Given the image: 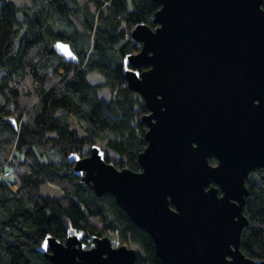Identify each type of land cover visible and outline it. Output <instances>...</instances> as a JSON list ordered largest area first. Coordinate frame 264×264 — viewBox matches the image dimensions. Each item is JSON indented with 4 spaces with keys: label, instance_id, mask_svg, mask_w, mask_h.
Listing matches in <instances>:
<instances>
[{
    "label": "water",
    "instance_id": "1",
    "mask_svg": "<svg viewBox=\"0 0 264 264\" xmlns=\"http://www.w3.org/2000/svg\"><path fill=\"white\" fill-rule=\"evenodd\" d=\"M154 1L156 27L137 25L139 51L123 59L126 86L148 109L140 170L117 169L93 145L69 156L72 173L113 196L162 264H256L240 235L245 181L264 168L263 0ZM52 47L78 62L68 43ZM39 251L51 264H136V250L108 236L90 248L80 234L46 236Z\"/></svg>",
    "mask_w": 264,
    "mask_h": 264
},
{
    "label": "trees",
    "instance_id": "2",
    "mask_svg": "<svg viewBox=\"0 0 264 264\" xmlns=\"http://www.w3.org/2000/svg\"><path fill=\"white\" fill-rule=\"evenodd\" d=\"M159 8L154 0H29V5L0 0V264H51L39 251L44 238L65 241L73 234L81 235L85 248L93 246L94 237L114 234L119 246L136 250V264H162L150 235L112 195L96 196L72 173L69 161L72 154L87 155L81 154L83 147L98 140L106 147V162L140 170L137 158L147 130L141 118L148 109L127 88L123 59L139 51L131 31L140 24L154 29ZM56 41L69 44L76 64L53 50ZM90 73L102 80L90 83ZM102 89L110 94L107 101ZM52 149L60 162L47 159ZM10 164L12 177H3ZM245 184L248 225L240 250L259 264L264 261V168L251 171ZM44 185L59 194L42 195Z\"/></svg>",
    "mask_w": 264,
    "mask_h": 264
},
{
    "label": "rangeland",
    "instance_id": "3",
    "mask_svg": "<svg viewBox=\"0 0 264 264\" xmlns=\"http://www.w3.org/2000/svg\"><path fill=\"white\" fill-rule=\"evenodd\" d=\"M12 1H14V3L16 5H29V0H12ZM17 16L19 19H22L21 13H18ZM2 74H3V71H0V76ZM101 80H102L101 77L97 73H90L88 75V81L90 83H96V82L101 81ZM109 95L110 94L106 89H102L100 91V96L106 101L109 99ZM137 96H139V95L137 94ZM137 96H135V97H137ZM2 103H3V101H2V98L0 96V104H2ZM69 122H70L72 127H77V123H76L75 119L70 118ZM96 145L100 146L102 149H106L104 143H102L101 141L97 140ZM89 150H90V147L88 145H85L82 149L81 154H87L89 152ZM108 153L111 155L113 154L109 150H108ZM46 155H47V159H49L51 161H55V162L61 161L60 155L54 149L49 150ZM41 194L42 195H46V194L57 195V194H59V190L55 186H52V185L45 186L44 185L41 187ZM108 237L111 241L112 246H119V241L117 240V238L115 237L114 234H111Z\"/></svg>",
    "mask_w": 264,
    "mask_h": 264
},
{
    "label": "built area",
    "instance_id": "4",
    "mask_svg": "<svg viewBox=\"0 0 264 264\" xmlns=\"http://www.w3.org/2000/svg\"><path fill=\"white\" fill-rule=\"evenodd\" d=\"M137 47L139 48L140 47V44L136 43ZM13 170H15V165L14 164H10L9 167L5 168L2 170V176L3 177H7V178H10L12 177L13 175Z\"/></svg>",
    "mask_w": 264,
    "mask_h": 264
},
{
    "label": "flooded vegetation",
    "instance_id": "5",
    "mask_svg": "<svg viewBox=\"0 0 264 264\" xmlns=\"http://www.w3.org/2000/svg\"><path fill=\"white\" fill-rule=\"evenodd\" d=\"M84 156H86V155H84Z\"/></svg>",
    "mask_w": 264,
    "mask_h": 264
}]
</instances>
